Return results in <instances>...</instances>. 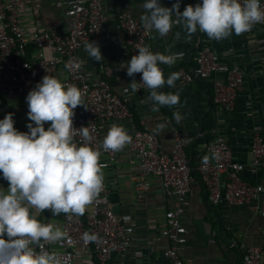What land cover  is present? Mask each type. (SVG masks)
<instances>
[{"label": "built area", "instance_id": "2783aa9c", "mask_svg": "<svg viewBox=\"0 0 264 264\" xmlns=\"http://www.w3.org/2000/svg\"><path fill=\"white\" fill-rule=\"evenodd\" d=\"M60 6L67 25L58 29L37 23V13L28 6L27 0H0V96L26 99L29 91L47 74L57 77L62 83L77 86L82 92L84 105L74 109L73 126L77 128L74 139L77 143H88L100 150L99 162L102 168H106L118 161L120 151L103 150L101 126L106 122L119 124L130 120L133 112L128 98L111 86L110 81L119 68L104 65L103 77L91 78L82 69L80 51L88 41H95L102 48L115 38L106 25L110 17L108 0H69L60 3ZM115 19L125 33L131 56L137 54L142 46L153 51L150 43L152 31H147L131 11L122 10ZM255 25L245 32L247 36L254 32ZM183 57L179 60L176 71L179 79L176 81L190 84L212 80L214 105L233 112L243 85L242 69L222 61L217 52L208 46L199 50L194 67L185 66ZM160 67L165 72V67ZM135 78L140 89L138 92L146 93L148 89L140 82L141 74H135ZM82 127L89 131L88 140L80 134ZM132 132L127 152L137 162L133 178L135 189L138 192L147 191L150 178L156 176L160 180L163 196L175 200L174 205L165 211L164 224L157 237L158 240H168V245L163 248L166 261L147 264H187L182 250L187 242L188 229L181 217L183 204L192 191V166L187 148L194 139L175 130L173 149L167 152L155 131L133 125ZM251 154V172L264 178V134L255 133ZM246 167L235 160L227 138L217 133L198 162L197 169L212 205H252L264 217L261 198L264 183L245 179ZM86 209L83 215L61 213L58 216L44 210L42 216H38L40 222L54 224L66 232L64 240L55 243L41 241L44 249L62 255L65 264H111L115 255L128 254L134 246L135 227L129 219L113 210L104 182L102 191ZM85 233L95 239L85 242ZM242 264H264V247L247 248Z\"/></svg>", "mask_w": 264, "mask_h": 264}, {"label": "crops", "instance_id": "0c3cea01", "mask_svg": "<svg viewBox=\"0 0 264 264\" xmlns=\"http://www.w3.org/2000/svg\"><path fill=\"white\" fill-rule=\"evenodd\" d=\"M64 1L69 0H27V3L37 13V23L61 29L67 25L64 10L60 6ZM143 2L144 0H108L110 17L106 25L115 38L100 48L103 57L100 62L92 60L84 48L80 51L83 71L91 78H98L103 77L104 65L111 64L119 68V72L110 82L114 91L129 100L133 118L119 124L125 127L131 137L133 125L149 128L158 134L162 147L171 152L175 130L192 137L193 142L204 135L211 133L215 136L220 133L229 141L235 160L247 166L244 178L264 183V178L257 177L249 167L254 135L264 134V24H256L250 36L246 33H233L229 38L219 41L209 39L199 30L189 36L183 26L178 24L173 26L166 37H160L152 31L150 43L154 52L177 54L173 65H163L165 79L169 74L176 73L182 55L185 66L194 67L196 55L205 46L215 50L222 61L238 65L243 73V85L233 112H226L214 105L212 80L190 84H179L175 81V88L165 85L161 89L164 92L179 90L180 103L174 107L154 106L148 99L149 90L144 94L131 91L129 84L136 81L135 75L129 77L126 68L121 67L131 59V54L125 33L115 19L117 13L129 10L141 21ZM175 2L176 0H160L161 5L168 8ZM199 2L201 0H181L180 11ZM177 110L183 116L179 123L173 116ZM27 112L25 98L10 99L0 96V119L12 113L14 127L18 131H28L26 125L30 121ZM209 115L213 117L214 127L206 131L203 130L202 123ZM111 125L106 122L101 126L102 141ZM47 127L48 123L45 124V128ZM208 142L198 146L197 162L205 154L210 143ZM128 147L129 144L120 150L116 163L102 168L113 210L129 219L135 227L133 248L126 255H115L111 264L163 263L166 261L163 248L168 245V240H158L157 237L160 236L164 224L165 211L174 205L175 200L163 196L160 180L156 176L150 178V188L147 191L138 192L135 189L133 178L137 172V162L128 154ZM0 187L7 189L8 182L0 178ZM261 198L264 202V194ZM183 207L181 220L188 229V234L182 256L187 264H242L247 248L264 247V217L252 205L214 206L208 199L205 187L194 182ZM39 215L42 216V212Z\"/></svg>", "mask_w": 264, "mask_h": 264}, {"label": "clouds", "instance_id": "9594fccd", "mask_svg": "<svg viewBox=\"0 0 264 264\" xmlns=\"http://www.w3.org/2000/svg\"><path fill=\"white\" fill-rule=\"evenodd\" d=\"M180 3L176 0L168 8L160 0H144L140 17L143 27L166 37L178 24L189 36L199 30L219 41L264 23L262 0H201L182 12ZM176 35L179 37V33ZM84 51L92 60L103 59L95 41L86 42ZM176 59L177 54L165 55L142 46L121 67L129 77L141 74L140 82L149 90L148 99L154 106L174 107L180 103L179 90L161 89L165 85L175 88L179 74L171 73L165 79L160 65L171 66ZM129 85L133 93L140 90L135 80ZM26 102L30 121L27 132L14 127L12 113L0 119V178L8 182L7 189L0 187V264H65L62 255L45 250L41 241L64 240L66 232L54 224L41 223L38 215L44 210H50L53 216L84 214L103 189L101 151L74 139V109L84 105L77 86L47 74L29 91ZM173 116L177 123L183 119L179 110ZM80 134L84 140L89 139L86 127L80 128ZM131 140L123 125L113 123L102 148L118 152ZM83 239L88 242L95 237L85 233Z\"/></svg>", "mask_w": 264, "mask_h": 264}, {"label": "trees", "instance_id": "16d2710c", "mask_svg": "<svg viewBox=\"0 0 264 264\" xmlns=\"http://www.w3.org/2000/svg\"><path fill=\"white\" fill-rule=\"evenodd\" d=\"M214 127V121H213V117L211 115H209L207 117V119H204V122L202 123V128L203 130H206V131H210L211 128ZM214 136H212V134H207V135H204L203 137H200L198 138V140H196L195 142H193L189 148H187V151H188V154H189V157H190V160H191V166H192V176H193V184L194 182H199L202 187L204 186L202 181H201V175L197 169V166H198V161L197 162V154H198V151H197V148L199 145H202L204 143H207L208 141L210 142V140H213ZM208 142V143H209ZM86 212V211H85ZM84 212V214H85Z\"/></svg>", "mask_w": 264, "mask_h": 264}]
</instances>
